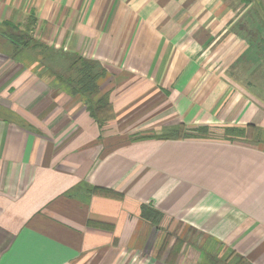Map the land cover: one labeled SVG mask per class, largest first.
Masks as SVG:
<instances>
[{"label": "crops", "instance_id": "1", "mask_svg": "<svg viewBox=\"0 0 264 264\" xmlns=\"http://www.w3.org/2000/svg\"><path fill=\"white\" fill-rule=\"evenodd\" d=\"M245 6L0 0V26L105 71L91 112L0 36V264H264V32L240 29ZM249 125L258 144L156 137Z\"/></svg>", "mask_w": 264, "mask_h": 264}, {"label": "trees", "instance_id": "2", "mask_svg": "<svg viewBox=\"0 0 264 264\" xmlns=\"http://www.w3.org/2000/svg\"><path fill=\"white\" fill-rule=\"evenodd\" d=\"M242 1L246 4L248 2L253 3L251 14L258 17L259 20L263 18L264 5L262 4V0ZM261 22L264 24L263 21ZM30 26L31 24H29L22 33L13 34L8 32V29L17 32L19 27L10 24H3L0 26V36L13 46L22 48L26 52H31L37 65H42V72H46V74L43 75L56 79L60 82V86L65 85V87L69 89L70 95H80L85 105L88 106L87 109L91 112H94L93 109L96 105H103L104 102L102 100L96 103H93L92 101V99L100 93L98 81L104 77L105 71L103 68L97 62L91 60H85L76 56L52 51L44 44H41L32 38L30 35ZM240 29L247 34L249 41H257L258 43L256 38H259L257 34H259L260 29L251 27L248 21L241 23ZM258 45L259 44H257V46ZM36 54L42 55V58L39 59ZM92 103L95 105L94 107H91ZM96 111H98V109ZM156 137L161 140L203 138L252 143L260 139V134L259 130L252 125L246 126L245 128L200 126L195 131L186 133L171 129ZM141 215L148 219L152 224H156L161 219L159 212L154 210L148 211L145 206L141 207ZM217 254H219V252H216L214 255L210 254V256L213 257L209 261L210 264H248L241 257L235 256L234 252H229L226 257L222 255L219 258L217 257Z\"/></svg>", "mask_w": 264, "mask_h": 264}, {"label": "rangeland", "instance_id": "3", "mask_svg": "<svg viewBox=\"0 0 264 264\" xmlns=\"http://www.w3.org/2000/svg\"><path fill=\"white\" fill-rule=\"evenodd\" d=\"M264 1V0H263ZM252 7V6H251ZM251 7H249V9L248 10H246L247 9V7L245 6V8L243 7L242 8V10H244L245 9V12L243 13V15H242V18H243V20L245 19L246 21L248 20V22L250 23V26L251 27H253V28H257V29H260V31H261V34H263V32H264V24L261 22V21H263L262 19L261 20H259L258 19V17H256V16H254L253 14H251ZM250 15H251V18H250ZM249 16V17H248ZM29 25V24H28ZM25 28H27V26H25ZM25 28H22V27H19V30L16 32V31H14V30H11V29H8V32H10V33H13V34H16V33H22L23 31H24V29ZM264 35V34H263ZM38 54V53H37ZM36 54V55H37ZM25 56V58H27V59H32L33 60V62H34V64H33V62L31 63V60H30V63H31V65H34L37 69H35V70H32V71H40V72H42V69H43V67H42V65H36L35 63H37V62H35L34 60H35V58L33 57V54L31 53V52H27V55H24ZM38 56V58L39 59H41L42 58V55H37ZM43 74H46V72H42ZM140 137V136H139ZM134 139H139V138H137V137H135ZM260 141L258 140V141H256V142H252V144H258ZM228 253L227 252H225L224 254H222V255H224L225 257H226V255H227ZM220 254H217V257L219 258V257H221V256H219Z\"/></svg>", "mask_w": 264, "mask_h": 264}]
</instances>
